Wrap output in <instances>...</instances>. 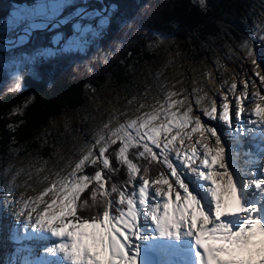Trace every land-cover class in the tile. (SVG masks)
<instances>
[{
	"label": "snow or ice",
	"instance_id": "6c2138e0",
	"mask_svg": "<svg viewBox=\"0 0 264 264\" xmlns=\"http://www.w3.org/2000/svg\"><path fill=\"white\" fill-rule=\"evenodd\" d=\"M194 2L202 7L205 5V0ZM55 9L54 5L53 12ZM35 11L43 13L45 9L38 7ZM24 19V13L17 12L13 21L23 23ZM21 79L17 75L10 90L20 89ZM260 82L264 83V76H260ZM231 88L237 89L238 85L232 84ZM260 98L264 99V96ZM234 107L235 117L239 121L244 111L240 106V97L236 98ZM222 109L217 117V107L213 103L210 110H204L203 115L208 119L222 120L231 127L229 102L225 101ZM191 111L189 108L180 121L181 129L194 123L191 132L199 133L200 138L190 150L182 149L184 136L180 132L172 135L161 147L159 137L162 132L168 133L171 125L150 127L151 121L156 119L154 115L143 121L131 120L110 130L108 135H100L93 146L98 151L94 152L90 148L75 163L70 173L71 180L56 189L63 196L59 205L57 199H52L43 215L36 218L34 227L56 237L70 238V242L61 243L48 251L53 254L62 252L70 264H137L141 248L135 241L150 242L154 239L151 234L146 235L145 231H141L142 228L147 230L150 227V217L155 225L154 231L158 234L156 239L163 237L171 241H182L184 238H192V264H264V179L234 180L220 136L215 128L202 125L199 116L190 118ZM254 115L259 118L260 135L264 137V107L257 105ZM145 136L147 140H143ZM178 137L181 147L175 145ZM210 138H214L213 147L209 146ZM148 141L160 152L153 151ZM114 145L117 147L114 148ZM197 146L203 149V153L198 151ZM133 147L137 148L136 158H143L145 165L138 166L128 158V150ZM260 150L264 152V147ZM173 151L179 164L170 158ZM112 155L117 161L127 164L129 182L136 178L135 174L143 171L138 197L135 192L126 196L116 184H112L111 191L103 200L98 199L97 193L105 190L104 170L109 173L116 171ZM89 165L94 166V175L83 174ZM150 170L153 174L159 173L151 181V185L156 186L155 197L160 198L155 203L148 202L151 198L148 179ZM93 181L91 199L80 197V193ZM47 191L52 192L53 188ZM113 193H118V200L112 196ZM78 199L81 201L79 204ZM25 207L28 205L25 204ZM57 207L58 212L49 211ZM65 217L72 219L68 221ZM142 264H147V261Z\"/></svg>",
	"mask_w": 264,
	"mask_h": 264
},
{
	"label": "rangeland",
	"instance_id": "374dc122",
	"mask_svg": "<svg viewBox=\"0 0 264 264\" xmlns=\"http://www.w3.org/2000/svg\"><path fill=\"white\" fill-rule=\"evenodd\" d=\"M73 1L41 0L31 6L19 5L9 10L2 26L8 25L10 27L0 25V35H2L0 36V53H5L0 55V69L6 77L8 88H11L17 75L21 76L22 73L31 71L34 63L40 59L45 64L52 63L56 55L81 52L87 49L88 45L91 48L96 45L97 40L104 33L110 16V13L107 12L109 7L106 3L104 6L101 4L100 8L95 6L76 7L72 16L63 18L66 21L65 24L62 22V25H58L60 23L58 22L53 24L55 27L47 24L55 22L63 7ZM54 5L56 9L53 12ZM38 7H43L45 11L43 13L35 11ZM115 9L116 6L110 4V10L115 11ZM17 12H23L27 22L12 34L5 36L7 32L12 31L13 27L11 26L17 24L13 21ZM92 19H95L96 26H86V22L92 21ZM40 21H45L46 24L40 26ZM80 23H85L81 30L77 27ZM47 26L50 28L42 30ZM62 27H66L67 30L64 42H62V34L60 32L55 33ZM34 29H38L35 34ZM72 30L79 31V35L82 37L81 41L75 37ZM85 31L89 35L86 41L83 37ZM50 32L53 34L49 36ZM46 34L50 38L48 45L35 47L28 53H20L18 50V47L29 38L35 36L36 39L41 40ZM12 40L14 42H11ZM154 41L153 48L159 50V54L151 66L143 64L144 66L136 71L137 76L132 78V81L140 78L138 83L122 86L121 89H114L106 85L87 89V105L79 111L75 110L74 117L78 118V121H87L88 123L86 126L78 127L77 134H72L73 138L67 146L55 148L48 158L37 160V162L28 161L26 158L23 161L5 165L6 170L2 176L3 186L0 187V197L4 196L13 200L15 207L19 210L15 216L11 215L10 222L12 223L9 225L7 223V226L5 224L6 229H10L13 233H10L11 237H15V233H19V231L21 234L27 233L26 222L33 223L32 228L34 229L37 216L43 215L44 209L47 208L52 199H57L59 205L63 196L61 191L56 189L60 188L65 181L71 180L70 173L73 171L75 163L90 148L94 152L98 151L97 148L93 147L95 140L100 135L110 134V130L119 127L121 124H127L134 119L147 120L154 115L156 119L151 121L150 127L171 125L170 131L168 133L162 132L159 137L162 141L161 147L172 135L180 132L184 136L182 149L190 150V147L200 136L198 132H191V129L195 127L194 123L189 124L184 129L180 128V121L189 108L192 109L190 118L194 119L199 116L201 124L215 128L219 136L217 127L222 126L223 121L208 119L203 115L204 110H210L213 103L217 107V117L222 112V104L225 101L229 102V112H233L236 98L243 96L241 93H247L243 101L244 110L247 108L246 104H249V110L254 105L264 107V99L260 98L264 96V83L260 82V76H264V17L259 20L254 19L247 37L244 36L240 39L237 45L238 51H230L226 59L229 63L228 66L222 64L223 60L207 59L198 62L182 60L175 41L162 35H156ZM13 49H15L14 53H12ZM232 84H237L238 88L232 89ZM255 96H258L257 100ZM169 105L173 106L169 107ZM89 110L92 111L90 118L88 117ZM173 113H175L174 116ZM70 114L62 115L57 121L66 127L72 118ZM57 121H51L50 127H55ZM188 133H191L190 137ZM143 140H147V137H143ZM148 143L153 151L160 152V149L155 148L151 141ZM208 143L210 147H213L214 138H210ZM175 144L181 146L179 137ZM197 147L203 153V149ZM170 158L175 164L180 163L175 160L172 153H170ZM135 175L136 178L131 182L132 191L129 195L135 192L138 196L142 174L139 172ZM152 180H150L149 194L154 199L150 198L149 203H155L156 200L160 199L155 197L154 188L156 186L151 185ZM163 187L166 189V186ZM49 188H53V191H47ZM6 203H8L6 199L0 201V205ZM25 204L28 205L27 208ZM33 208L36 211H32ZM49 211L58 212L59 207ZM30 215L31 221H29ZM1 216L3 215L0 214V220ZM4 236L8 235L4 234ZM6 243L2 244L3 248L6 247ZM4 255V249H0V264H6ZM19 260L21 259L18 253L16 264H20Z\"/></svg>",
	"mask_w": 264,
	"mask_h": 264
},
{
	"label": "trees",
	"instance_id": "16d2710c",
	"mask_svg": "<svg viewBox=\"0 0 264 264\" xmlns=\"http://www.w3.org/2000/svg\"><path fill=\"white\" fill-rule=\"evenodd\" d=\"M40 1L0 0V25H3L11 8L31 6ZM104 2L109 7L107 12L110 16L104 33L94 47L88 45L81 52L56 55L52 63L45 64L40 59L31 71L21 74L20 89L10 90L0 69V187L3 186L5 165L26 158L35 162L48 158L55 148L71 142L72 134H77L78 127L87 125V121L81 122L74 117L75 110L79 111L87 105V89L102 85L121 89L122 86L138 83L140 78L132 81L137 76L136 71L141 66H151L159 54V50L153 48L156 35L175 41L182 60H223L222 64L228 66L226 59L230 51H238L237 45L241 38L249 34L254 19L264 17V0H205L203 7L194 0ZM110 4L116 6L115 11L110 10ZM80 6L100 8L101 3L98 0H74L63 7L58 18L72 16L74 8ZM26 22L24 19L23 23L12 25L14 30L5 36L23 27ZM48 38L47 34L41 40L31 37L18 50L28 53L35 47L46 46ZM66 114L72 118L63 127L57 120ZM91 115L89 110L88 117ZM53 120L57 121V125L50 127ZM136 152L137 148H129L128 158L138 166L145 165L143 158H136ZM111 160L116 171L109 173L104 170L105 190L97 193L100 200L111 191L112 184L125 194L132 191L127 164L117 161L114 155ZM94 171V166L89 165L83 174L94 175ZM140 173L143 176L142 170ZM158 175V172L153 174L150 170L149 181ZM93 183L80 193V197L91 199ZM112 196L119 199L118 193ZM77 202L81 203L79 199ZM14 248L13 242L7 241L6 262L13 261ZM16 261L15 257L14 263Z\"/></svg>",
	"mask_w": 264,
	"mask_h": 264
},
{
	"label": "bare ground",
	"instance_id": "6f19581e",
	"mask_svg": "<svg viewBox=\"0 0 264 264\" xmlns=\"http://www.w3.org/2000/svg\"><path fill=\"white\" fill-rule=\"evenodd\" d=\"M60 24V23H59ZM11 42H14V40H12ZM253 98H254V96H252ZM255 99L257 100L258 99V96L256 97L255 96ZM246 109L244 110V112H243V116H249V104H246ZM250 117V116H249ZM210 146V145H209ZM198 151L201 153V150H199V148H198ZM179 164V163H178ZM255 191V190H254ZM161 202V204H162V200L160 201ZM223 219V218H222ZM141 223H143V221L141 220ZM148 223H151V221L149 222V219H148ZM145 230V229H144ZM40 231H37V233H35L36 235H38V236H45V237H48V235H42V233H39ZM51 241H56V246L57 245H59V244H61V243H67V242H70V238L69 237H67V236H65V237H56V236H54V237H51ZM88 243H90V241H88ZM135 243L138 245V246H140L141 245V240H137V241H135ZM53 254V253H52ZM57 254V253H56ZM129 254H131V253H129ZM54 255V254H53ZM58 256H60V257H63L64 258V254L61 252V253H58L57 254ZM58 264H70V262L69 261H66L65 259H63V262L62 263H58ZM138 264V263H137Z\"/></svg>",
	"mask_w": 264,
	"mask_h": 264
},
{
	"label": "flooded vegetation",
	"instance_id": "af4514ba",
	"mask_svg": "<svg viewBox=\"0 0 264 264\" xmlns=\"http://www.w3.org/2000/svg\"><path fill=\"white\" fill-rule=\"evenodd\" d=\"M84 24H85V23H83V24L80 23L79 26L77 25V27L79 28V30H81V28H82V26H84ZM89 25H90V26H91V25L96 26L95 19H92V21H91V20H88V22H86V26L89 27ZM53 32H54V31H53ZM53 32H50V33H49V36H50L51 34H53ZM58 32H60V34H62V37H63V39H62L63 41H62V42H64V37H65V35L67 34L66 27H65L64 29H58V30L55 31V33H58ZM72 32H73V34L75 35V37H77L78 40L81 41V38H82V37L79 35V31H77V30H72ZM83 37H84V40H85V41L88 40L89 35H88L87 31L84 32V36H83ZM48 41H50V38H48ZM84 44H85V42H84Z\"/></svg>",
	"mask_w": 264,
	"mask_h": 264
},
{
	"label": "built area",
	"instance_id": "2783aa9c",
	"mask_svg": "<svg viewBox=\"0 0 264 264\" xmlns=\"http://www.w3.org/2000/svg\"><path fill=\"white\" fill-rule=\"evenodd\" d=\"M58 22H60V24H59ZM62 22H63V23H62ZM57 23H58V25H62V24H65L66 21H65V19H63V17H61V18H57L55 22H50V23H47V24H48V25L51 24V26H53V24H57ZM61 23H62V24H61ZM45 24H46L45 21H40V22H39V25H40V26L45 25ZM37 26H38V25H37ZM40 26H38V27H40ZM53 27H55V26H53Z\"/></svg>",
	"mask_w": 264,
	"mask_h": 264
},
{
	"label": "water",
	"instance_id": "95a60500",
	"mask_svg": "<svg viewBox=\"0 0 264 264\" xmlns=\"http://www.w3.org/2000/svg\"><path fill=\"white\" fill-rule=\"evenodd\" d=\"M100 2H101V4H102L103 6L105 5V2H104V0H101ZM48 28H50V27H49V26H47V27H45V28H44V29H42V30H45V29H48ZM33 31H34V34H35V33H37L38 29H34ZM4 44H6V43H4Z\"/></svg>",
	"mask_w": 264,
	"mask_h": 264
}]
</instances>
